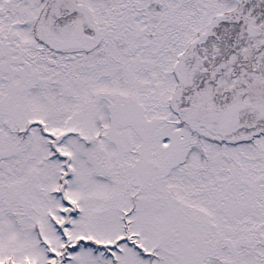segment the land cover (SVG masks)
<instances>
[{
    "label": "snow or ice",
    "instance_id": "snow-or-ice-1",
    "mask_svg": "<svg viewBox=\"0 0 264 264\" xmlns=\"http://www.w3.org/2000/svg\"><path fill=\"white\" fill-rule=\"evenodd\" d=\"M0 264H264V0H0Z\"/></svg>",
    "mask_w": 264,
    "mask_h": 264
}]
</instances>
